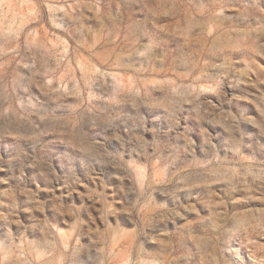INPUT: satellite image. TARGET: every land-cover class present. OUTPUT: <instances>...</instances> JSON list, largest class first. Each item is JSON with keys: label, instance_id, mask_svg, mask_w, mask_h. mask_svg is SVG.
I'll use <instances>...</instances> for the list:
<instances>
[{"label": "rangeland", "instance_id": "rangeland-1", "mask_svg": "<svg viewBox=\"0 0 264 264\" xmlns=\"http://www.w3.org/2000/svg\"><path fill=\"white\" fill-rule=\"evenodd\" d=\"M0 264H264V0H0Z\"/></svg>", "mask_w": 264, "mask_h": 264}]
</instances>
